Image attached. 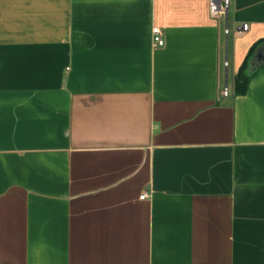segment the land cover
Returning a JSON list of instances; mask_svg holds the SVG:
<instances>
[{
    "label": "crops",
    "instance_id": "1",
    "mask_svg": "<svg viewBox=\"0 0 264 264\" xmlns=\"http://www.w3.org/2000/svg\"><path fill=\"white\" fill-rule=\"evenodd\" d=\"M262 41L264 0H0V264H264Z\"/></svg>",
    "mask_w": 264,
    "mask_h": 264
},
{
    "label": "built area",
    "instance_id": "2",
    "mask_svg": "<svg viewBox=\"0 0 264 264\" xmlns=\"http://www.w3.org/2000/svg\"><path fill=\"white\" fill-rule=\"evenodd\" d=\"M230 7V0H209V10L210 13L215 16L219 14H225ZM242 28L244 30L248 29V24H243ZM228 29H226V33H228ZM152 38L153 42L156 46H164L165 40L162 35V30L159 26H154L152 28ZM225 66L229 65L228 61H225ZM222 93L224 96H229L230 95V88L226 84L222 90ZM147 196L146 193H144L141 198L144 199Z\"/></svg>",
    "mask_w": 264,
    "mask_h": 264
},
{
    "label": "trees",
    "instance_id": "3",
    "mask_svg": "<svg viewBox=\"0 0 264 264\" xmlns=\"http://www.w3.org/2000/svg\"><path fill=\"white\" fill-rule=\"evenodd\" d=\"M263 43V41L261 42ZM258 46H256L252 51L251 53L249 54L248 58L246 59L245 63L243 64L239 74L237 75L236 77V80H235V89H236V93L237 94H244L246 93L247 91V88H248V84H249V81L250 79L256 75L258 73V71L250 74L249 73V61H250V58L252 57L255 49L257 48Z\"/></svg>",
    "mask_w": 264,
    "mask_h": 264
},
{
    "label": "water",
    "instance_id": "4",
    "mask_svg": "<svg viewBox=\"0 0 264 264\" xmlns=\"http://www.w3.org/2000/svg\"><path fill=\"white\" fill-rule=\"evenodd\" d=\"M264 65V43L260 44L254 51L249 61V73L258 71Z\"/></svg>",
    "mask_w": 264,
    "mask_h": 264
}]
</instances>
